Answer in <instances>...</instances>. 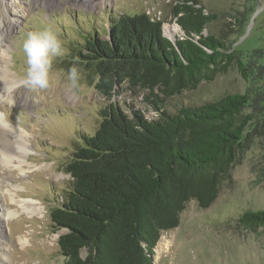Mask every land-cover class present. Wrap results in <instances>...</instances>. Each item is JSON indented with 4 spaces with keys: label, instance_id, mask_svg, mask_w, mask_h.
Returning <instances> with one entry per match:
<instances>
[{
    "label": "trees",
    "instance_id": "16d2710c",
    "mask_svg": "<svg viewBox=\"0 0 264 264\" xmlns=\"http://www.w3.org/2000/svg\"><path fill=\"white\" fill-rule=\"evenodd\" d=\"M171 13L181 30L175 38L146 12L112 14L105 36L91 27L61 60L94 76L107 99L122 83L147 91L142 101L154 114L110 102L98 110L97 129L80 134L64 165L66 194L50 207L52 226L64 230V264H152L161 231L179 224L191 200L208 208L237 153L264 133V115L254 123L244 111L252 105L248 91L165 109L168 98L233 65L247 82L264 79L262 49L245 54L204 33L215 15L200 0H173ZM238 221L264 227V210L244 211Z\"/></svg>",
    "mask_w": 264,
    "mask_h": 264
},
{
    "label": "rangeland",
    "instance_id": "374dc122",
    "mask_svg": "<svg viewBox=\"0 0 264 264\" xmlns=\"http://www.w3.org/2000/svg\"><path fill=\"white\" fill-rule=\"evenodd\" d=\"M200 2L215 15L205 34L213 33L245 54L264 51V0ZM172 5L173 0H0V70L9 69L13 81L0 76V130H6L13 147L20 140L15 132L19 133L27 148L22 155L13 148L10 161L0 145V264H64L58 246L64 230L52 226L50 207L66 194L70 176L64 165L80 134L97 129L98 110L110 102L127 111L134 105L145 116L154 115L142 101L147 91L131 89L128 83L118 85L109 99L98 93L96 78L86 71H80L73 85L69 70L61 66L69 45L83 42L93 26L105 36L102 27H108V15L138 12L164 21V34L175 38L181 30L174 22ZM46 29L58 36L63 55L53 59L49 86L30 91L23 84L27 70L23 40L29 32ZM245 91L252 105L244 111L253 114L255 123L264 115V79L247 82L235 65L212 81L168 98L165 109L174 112L181 105H200ZM30 198L40 203L38 214L20 209L14 217H6L5 211L17 210L21 199ZM248 210H264V133L237 153L208 208L191 200L180 213L179 224L161 231L152 264H264V227L238 221Z\"/></svg>",
    "mask_w": 264,
    "mask_h": 264
},
{
    "label": "clouds",
    "instance_id": "9594fccd",
    "mask_svg": "<svg viewBox=\"0 0 264 264\" xmlns=\"http://www.w3.org/2000/svg\"><path fill=\"white\" fill-rule=\"evenodd\" d=\"M26 56L27 70L24 86L30 91L46 89L53 59L63 55V47L58 36L50 29L29 32L22 44ZM80 78V69L72 66L68 79L75 85Z\"/></svg>",
    "mask_w": 264,
    "mask_h": 264
},
{
    "label": "bare ground",
    "instance_id": "6f19581e",
    "mask_svg": "<svg viewBox=\"0 0 264 264\" xmlns=\"http://www.w3.org/2000/svg\"><path fill=\"white\" fill-rule=\"evenodd\" d=\"M92 1V0H91ZM10 70H4L3 68H1L0 70V76L7 82L9 83H12L13 81L10 79L11 76H10ZM1 80V79H0ZM2 121H5L4 119ZM1 127V125H0ZM6 130L4 128H2L0 130V145L2 146L3 148V151L5 152V157L10 160L11 156L10 153H13L12 149H16V147L18 149H20L21 151V155L22 153L24 152L25 154L27 153V148H26V144L24 143V141L21 139L22 137L20 136L19 133L15 132V135L16 137L20 138L19 142H18V145H14L15 147H13V143L9 140V137H7V134L5 133ZM6 160V159H5ZM8 160H6L7 163ZM11 161V160H10ZM25 160H22L20 161L19 163V168H20V164L22 162H24ZM16 194V193H15ZM40 203L35 200V199H21L19 201V205H18V208L17 210H13V211H5V214H6V217L7 218H11V217H14L18 210L21 209L22 212L28 214V215H34V214H38L39 210H40ZM20 213V212H19ZM25 241V239H24Z\"/></svg>",
    "mask_w": 264,
    "mask_h": 264
}]
</instances>
